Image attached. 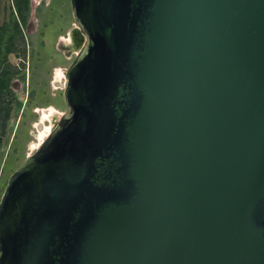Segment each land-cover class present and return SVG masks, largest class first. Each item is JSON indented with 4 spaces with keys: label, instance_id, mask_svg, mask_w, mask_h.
I'll list each match as a JSON object with an SVG mask.
<instances>
[{
    "label": "water",
    "instance_id": "95a60500",
    "mask_svg": "<svg viewBox=\"0 0 264 264\" xmlns=\"http://www.w3.org/2000/svg\"><path fill=\"white\" fill-rule=\"evenodd\" d=\"M72 4L87 42L0 264H264V0Z\"/></svg>",
    "mask_w": 264,
    "mask_h": 264
},
{
    "label": "rangeland",
    "instance_id": "374dc122",
    "mask_svg": "<svg viewBox=\"0 0 264 264\" xmlns=\"http://www.w3.org/2000/svg\"><path fill=\"white\" fill-rule=\"evenodd\" d=\"M13 11V0H0V27ZM60 17L66 19V25L58 28L54 23ZM19 23L18 50L8 57L10 70L16 68L17 73L9 74L7 87L2 91V101L8 105L10 115L0 139V204L11 177L44 145L66 115L67 71L80 51L78 48L68 52L62 44L67 39L72 43V33L79 29L72 0H30V11L20 17ZM29 23L34 32H27ZM79 35L82 39L80 32ZM83 39L80 45L84 44ZM4 114H0V124Z\"/></svg>",
    "mask_w": 264,
    "mask_h": 264
},
{
    "label": "trees",
    "instance_id": "16d2710c",
    "mask_svg": "<svg viewBox=\"0 0 264 264\" xmlns=\"http://www.w3.org/2000/svg\"><path fill=\"white\" fill-rule=\"evenodd\" d=\"M15 13L11 16V22L5 23L0 27V114H4V121L0 124V137L4 135L5 132V121L9 118L10 109L8 105L4 104L2 101V91L7 87L9 74L17 73V69L14 68L10 70L11 65L8 62V56L12 52L18 50L19 36L21 34V28L19 24L20 17L23 18L25 12L29 11V0H13ZM4 32V33H3ZM1 121V115H0Z\"/></svg>",
    "mask_w": 264,
    "mask_h": 264
},
{
    "label": "flooded vegetation",
    "instance_id": "af4514ba",
    "mask_svg": "<svg viewBox=\"0 0 264 264\" xmlns=\"http://www.w3.org/2000/svg\"><path fill=\"white\" fill-rule=\"evenodd\" d=\"M45 1V0H44ZM29 2H30V0H29ZM58 2H59V0H58ZM51 5V4H50ZM50 5L48 4V5H46L48 8H50V10H51V7H50ZM29 11H30V4H29ZM29 11H28V13H29ZM24 20V23L26 24L27 22H26V18L25 19H23ZM11 22V17L9 18V20L6 22V23H10ZM19 22H20V19H19ZM5 24V23H4ZM3 24V25H4ZM20 24V23H19ZM55 25L54 26H57L58 28H61V27H64L65 25H66V19H64V17L62 18V17H60L57 21H56V23H54ZM2 25V26H3ZM51 25H53V24H51ZM74 25V24H73ZM72 25V26H73ZM34 26L33 25H31V23H29L28 25H27V32L28 33H31V32H34L35 31V28L34 29H32ZM74 33H72L73 34V36H72V43H69L68 42V39L66 40V41H63L62 40V44H65V46L69 49V51L68 52H71L70 50H76V49H78L79 48V46H80V43L82 42V39H80V35H79V33H78V29H76V31H73ZM4 33V32H3ZM68 32H66V35H68L67 34ZM1 34V33H0ZM66 35H64V36H66ZM62 35H60V36H58L59 38L61 37ZM63 48V47H62ZM13 53V52H12ZM10 55V54H9ZM9 57V56H8ZM9 62V61H8ZM2 137H0V139H1Z\"/></svg>",
    "mask_w": 264,
    "mask_h": 264
},
{
    "label": "bare ground",
    "instance_id": "6f19581e",
    "mask_svg": "<svg viewBox=\"0 0 264 264\" xmlns=\"http://www.w3.org/2000/svg\"><path fill=\"white\" fill-rule=\"evenodd\" d=\"M78 25H79V24H78ZM79 32L82 34V41L84 40L83 38H85V41H84V44H82V45L79 46V50H80V51H79L77 57H78V56L80 55V53L83 51V49H84V47H85V45H86V42H87V37L84 35V33H83V31H82L80 25H79V29H78V33H79ZM64 117H65V115L62 117V119H63ZM62 119H61V121H62ZM61 121L59 122V124H57V125L54 127V130L52 131V133H53V132L59 127ZM52 133H51V134H52ZM51 134H50V135H51ZM50 135H49V137H50ZM49 137H48V138H49ZM47 140H48V139H47ZM47 140H46V142H47ZM46 142H45V143H46ZM45 143H44V144H45ZM42 147H43V146H42ZM40 149H41V148H40ZM32 156H33V155H32ZM32 156H31V157H32Z\"/></svg>",
    "mask_w": 264,
    "mask_h": 264
}]
</instances>
